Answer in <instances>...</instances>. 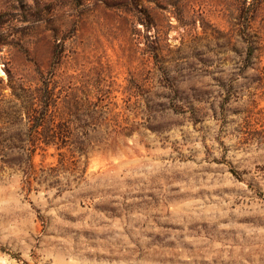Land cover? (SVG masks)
Returning a JSON list of instances; mask_svg holds the SVG:
<instances>
[{"label": "rangeland", "instance_id": "374dc122", "mask_svg": "<svg viewBox=\"0 0 264 264\" xmlns=\"http://www.w3.org/2000/svg\"><path fill=\"white\" fill-rule=\"evenodd\" d=\"M0 143V264H264V0H0Z\"/></svg>", "mask_w": 264, "mask_h": 264}, {"label": "trees", "instance_id": "16d2710c", "mask_svg": "<svg viewBox=\"0 0 264 264\" xmlns=\"http://www.w3.org/2000/svg\"><path fill=\"white\" fill-rule=\"evenodd\" d=\"M27 98H29L27 103H29L30 105L27 107V123L29 124L28 135L30 140L32 141L31 147H33V149L31 150V153H33L36 143L41 139V137H46L48 135L46 131V124L48 123V117H50L48 115V112L49 107L51 106L52 96L49 93V95L47 96L46 104L43 106V108H38L36 106V98L33 94H29ZM14 148L18 149V151H25L24 147L14 146ZM25 163L28 164L29 168L32 167V154L27 156V160L25 161Z\"/></svg>", "mask_w": 264, "mask_h": 264}]
</instances>
